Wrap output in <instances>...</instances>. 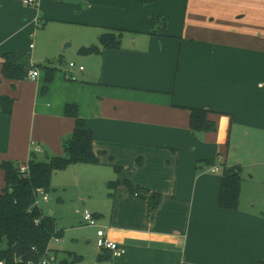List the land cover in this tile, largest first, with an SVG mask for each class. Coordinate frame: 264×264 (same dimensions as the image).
Wrapping results in <instances>:
<instances>
[{
    "label": "crops",
    "instance_id": "obj_1",
    "mask_svg": "<svg viewBox=\"0 0 264 264\" xmlns=\"http://www.w3.org/2000/svg\"><path fill=\"white\" fill-rule=\"evenodd\" d=\"M22 1L0 0V95L15 100L12 115H0V162L38 160L32 140L61 155L74 130L64 106H77L93 134L96 166L119 182L114 190L107 184L108 222L98 226L94 217L97 230L125 252L113 257L99 249L94 264L264 262V0ZM155 16L166 19L163 29ZM49 25L74 37L68 45L76 67L41 65L53 69L52 81L36 68L30 91L25 82L3 80L5 54L24 52L40 65L33 37ZM105 33L120 35L118 49L79 53ZM46 97L51 104L43 111ZM191 109L206 110L216 130L193 134ZM235 166L239 206L222 210L221 173ZM153 193L160 201L149 218Z\"/></svg>",
    "mask_w": 264,
    "mask_h": 264
},
{
    "label": "trees",
    "instance_id": "obj_2",
    "mask_svg": "<svg viewBox=\"0 0 264 264\" xmlns=\"http://www.w3.org/2000/svg\"><path fill=\"white\" fill-rule=\"evenodd\" d=\"M156 23H160L163 29L166 19L155 16L153 24L156 25ZM119 47L120 35L105 33L99 37L98 46L81 48L79 53L82 55L98 54L103 50L118 49ZM36 68L45 70V81L46 84H49L53 76L52 68L33 65L31 57L27 53H8L2 56L1 77L11 83L21 82L27 80L29 70ZM14 103L13 98L0 95V115L11 116ZM207 113L206 110H190L189 128L193 134L209 133L216 130L215 123L207 119ZM64 115L74 121L73 132L62 144L64 156H51L44 161H38L33 157L34 155H31L27 162H18L17 164L8 161L0 162L5 182V187L0 192V244L3 242L6 244V247L0 250V259L6 257L9 263L15 256L36 260L44 253L50 236L54 232H56L55 236L60 235L54 218L35 206L36 191L40 189L44 193H50L53 174L66 169L71 164H99V160L93 152V134L85 128L84 121L78 117L77 106L66 104ZM23 166L27 167L25 173L20 172ZM118 185V181H113L109 183L108 187L114 190ZM124 185L137 196L136 190L130 183L125 182ZM240 191V168L236 166L224 168L220 180L219 208L236 211L239 206ZM159 201V194L153 193L149 196L147 200L149 218L152 217ZM97 259L102 261L103 257L99 256ZM81 260V257L74 256L71 262L63 260L61 264H76ZM258 264H264V262Z\"/></svg>",
    "mask_w": 264,
    "mask_h": 264
},
{
    "label": "rangeland",
    "instance_id": "obj_3",
    "mask_svg": "<svg viewBox=\"0 0 264 264\" xmlns=\"http://www.w3.org/2000/svg\"><path fill=\"white\" fill-rule=\"evenodd\" d=\"M57 30V25H49L45 28L40 26L35 37H33L35 50L32 57L40 65L52 66V64H55L63 69L66 66L68 67L69 63H75L74 50L68 45L70 39L74 37L66 35L64 38L60 34L56 35ZM22 82H25L26 87L24 90L30 91V83L27 80ZM11 91L14 95L19 91V86L18 89ZM40 94L41 96H47L46 92ZM49 94H53V92ZM9 95L11 96L10 93ZM40 103V109L43 111L47 110L48 103L51 104L47 97ZM40 134L46 136L48 131L45 130ZM32 141L36 145L39 144L41 152L38 153L33 146L30 151L36 155L35 157L38 160L44 161L46 156L50 154L47 146L43 142ZM64 155L62 147L61 155L50 154L49 157ZM8 162L18 163L16 161ZM113 177L114 173L108 168L85 164H71L66 169L53 174L50 182L49 200L47 203H41L40 209L46 214L52 212L56 228L58 227V230L63 232L57 249L62 251L58 252L59 260L64 259L71 262L72 258L77 256L81 257L83 261L81 260L76 264H94L96 253L100 252L96 246L97 227L87 226L83 215L85 211H88L98 217V226H105L113 210V196L107 188L110 180L116 181ZM4 187V172L0 168V192ZM88 240L90 242H87ZM5 247V242L0 244V250Z\"/></svg>",
    "mask_w": 264,
    "mask_h": 264
},
{
    "label": "built area",
    "instance_id": "obj_4",
    "mask_svg": "<svg viewBox=\"0 0 264 264\" xmlns=\"http://www.w3.org/2000/svg\"><path fill=\"white\" fill-rule=\"evenodd\" d=\"M39 0H23V5L27 7H34L38 4ZM32 48V46H31ZM69 69H74L76 66L74 63H69ZM80 71L83 70L82 67L78 68ZM39 77V72L37 69L29 70L26 79L29 81H35ZM73 79V78H72ZM74 80V79H73ZM37 152H40L41 148H35ZM218 168H214L212 172H216ZM27 171V167L23 166L20 169L21 173H25ZM37 199L35 201V206L40 208L41 203H47L49 198L48 194L42 192L40 189L36 191ZM83 219L86 222L87 226L89 227H97L96 226V219L94 215L90 214L88 211L84 212ZM56 232L52 236L48 243L46 244V248L44 253L35 259H24L22 256H15L13 261L9 263L7 258L0 259V264H61V260L58 258V244L60 242V237L55 236ZM96 246L101 250H107L112 253L113 257H119L124 254L125 250L120 247L115 242L108 240L105 236L104 229H98L96 231Z\"/></svg>",
    "mask_w": 264,
    "mask_h": 264
},
{
    "label": "water",
    "instance_id": "obj_5",
    "mask_svg": "<svg viewBox=\"0 0 264 264\" xmlns=\"http://www.w3.org/2000/svg\"><path fill=\"white\" fill-rule=\"evenodd\" d=\"M48 215H49V216H52V212H49Z\"/></svg>",
    "mask_w": 264,
    "mask_h": 264
}]
</instances>
